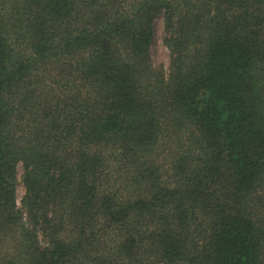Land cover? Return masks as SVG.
Instances as JSON below:
<instances>
[{
  "label": "trees",
  "instance_id": "obj_1",
  "mask_svg": "<svg viewBox=\"0 0 264 264\" xmlns=\"http://www.w3.org/2000/svg\"><path fill=\"white\" fill-rule=\"evenodd\" d=\"M0 264H264V0H0Z\"/></svg>",
  "mask_w": 264,
  "mask_h": 264
},
{
  "label": "rangeland",
  "instance_id": "obj_2",
  "mask_svg": "<svg viewBox=\"0 0 264 264\" xmlns=\"http://www.w3.org/2000/svg\"><path fill=\"white\" fill-rule=\"evenodd\" d=\"M164 14L160 15L154 24V39L151 47V57L155 67L158 70L164 71L165 75H170L171 62H172V50L169 49L168 41H170L176 30H167ZM26 169L24 164L21 162L18 165L17 172V205L20 209H23L22 200L26 195L27 188L24 180ZM25 213V212H24ZM26 215V214H25ZM41 244L45 243L43 236L40 237Z\"/></svg>",
  "mask_w": 264,
  "mask_h": 264
}]
</instances>
